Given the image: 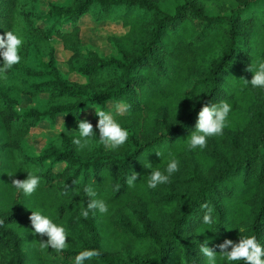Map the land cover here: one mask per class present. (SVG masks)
Listing matches in <instances>:
<instances>
[{
	"label": "trees",
	"instance_id": "16d2710c",
	"mask_svg": "<svg viewBox=\"0 0 264 264\" xmlns=\"http://www.w3.org/2000/svg\"><path fill=\"white\" fill-rule=\"evenodd\" d=\"M63 1L0 0V35L23 39L20 63L0 79V264H74L89 249L101 255L85 264H207L199 252L205 240L216 264H245L221 258L215 246L254 235L264 247V88L250 84L264 61V0ZM86 16L127 30L108 38L113 53L84 46ZM53 40L84 83L62 73ZM24 97L33 106L24 108ZM221 101L232 106L223 134L190 150L200 109ZM109 103L125 106L114 118L129 132L127 142L112 149L93 127L96 137L78 149L72 140L83 115L110 112ZM60 118L71 133L37 153L31 132ZM172 157L178 171L149 188L151 171H164ZM29 172L40 184L25 195L11 181ZM132 172L139 175L129 186ZM89 186L107 213L82 216ZM205 203L211 225L203 223ZM37 210L65 227L62 252L40 248L47 236L29 220Z\"/></svg>",
	"mask_w": 264,
	"mask_h": 264
},
{
	"label": "clouds",
	"instance_id": "9594fccd",
	"mask_svg": "<svg viewBox=\"0 0 264 264\" xmlns=\"http://www.w3.org/2000/svg\"><path fill=\"white\" fill-rule=\"evenodd\" d=\"M23 39L13 31H8L4 35H0V48L4 51L0 53L3 56V67H0V79L7 80V71L20 63L21 56L19 54ZM252 71L250 67L247 69ZM245 83L249 81L244 80ZM252 87L264 88V61H261L256 70L253 72L250 81ZM232 109V106L224 101L219 104H205L198 113L195 131H193L188 139V148L194 150L196 148L204 149L207 146V140L212 136L223 134L224 128L227 126V118ZM125 109L117 106V114H120ZM99 117L96 128L99 130L100 143L117 149L124 145L129 137L127 129L114 118L110 112L96 111ZM78 136L74 137L72 142L78 149L87 147L90 141L96 137L93 124L88 120H82L78 124ZM159 155V153H157ZM178 171V161L170 158L167 167L164 171L156 169L151 171L148 179V187L156 188L158 185L169 182L173 173ZM139 173L132 172L127 179L129 186H133L137 180ZM11 184L17 190H22L25 195L33 194L40 184V177L29 172L24 180L12 179ZM84 194L88 198L87 208L82 210L81 214L87 218L89 211L98 210L100 213H107L108 206L102 199H97V193L92 187H86ZM206 209L203 216V223L211 225L214 223L212 209L205 203L201 206ZM34 233L41 237L47 236V241H39L40 248L46 249L51 247L57 252H62L68 246V233L64 226L53 222L49 216L42 214L41 211H31L29 216ZM3 220H0V225H3ZM219 248L221 258H226L228 261L243 260L245 264H264V247L260 245L256 236L241 237L239 242H234L231 239H225L222 243L216 245ZM229 248L231 250H229ZM199 252L207 259V264H216L217 252L214 248L208 246V240H205L199 246ZM101 252L97 249H89L81 251L75 257L74 264H85V261L99 257Z\"/></svg>",
	"mask_w": 264,
	"mask_h": 264
},
{
	"label": "rangeland",
	"instance_id": "374dc122",
	"mask_svg": "<svg viewBox=\"0 0 264 264\" xmlns=\"http://www.w3.org/2000/svg\"><path fill=\"white\" fill-rule=\"evenodd\" d=\"M53 2H62L63 0H50ZM64 2V1H63ZM47 2L43 3V14L46 12ZM82 26V38L84 41V46L92 48L97 51L101 56H107L114 52V48L108 42L109 37H119L124 35L127 30L123 28L120 23H98L92 17L86 16L81 21ZM53 46L56 49V59L58 66L63 74H65L71 81L84 83L85 80L81 76L76 74H71L68 71L67 62L70 58V53L63 49V46L59 40H53ZM40 62L39 58H36ZM46 61V58L43 59ZM33 100L24 97L23 98V107L33 106ZM117 106L125 109L123 104L109 103L107 109L115 117L125 112L122 111L120 114H117ZM95 108H92L87 113L83 115V119L88 120L93 124V127H96L98 123V116L96 115ZM64 118L58 119L54 127L49 122L42 123L40 127L34 129L31 132V135L28 137V143L39 153L42 148L45 146L46 142L52 138L58 137L63 133H71L64 131L63 128Z\"/></svg>",
	"mask_w": 264,
	"mask_h": 264
}]
</instances>
